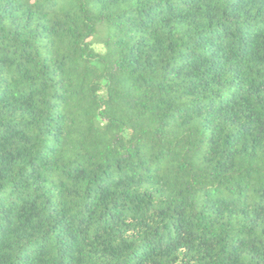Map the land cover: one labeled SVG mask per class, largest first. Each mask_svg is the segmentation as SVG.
<instances>
[{
	"label": "trees",
	"instance_id": "obj_1",
	"mask_svg": "<svg viewBox=\"0 0 264 264\" xmlns=\"http://www.w3.org/2000/svg\"><path fill=\"white\" fill-rule=\"evenodd\" d=\"M0 264H264V0H0Z\"/></svg>",
	"mask_w": 264,
	"mask_h": 264
}]
</instances>
